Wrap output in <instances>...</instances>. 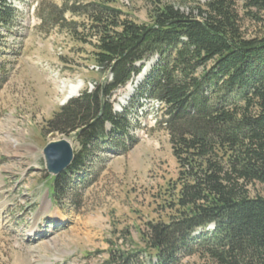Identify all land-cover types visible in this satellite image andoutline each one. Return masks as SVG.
<instances>
[{
	"label": "trees",
	"instance_id": "trees-1",
	"mask_svg": "<svg viewBox=\"0 0 264 264\" xmlns=\"http://www.w3.org/2000/svg\"><path fill=\"white\" fill-rule=\"evenodd\" d=\"M241 1L264 27V0ZM150 2L147 21L113 0H66L50 14L91 46L94 68L111 74L45 122L44 132L73 135L80 146L67 169L47 176L52 196L62 202L73 175L105 147H127L128 121L110 97L154 56L143 85L162 105L178 172L164 218L148 220L141 245L114 251L110 264H137L141 256L142 264H177L192 254L214 264H264V196L249 188L264 185V28L246 37L235 0H207L197 14ZM9 10L0 0V23ZM65 13L79 20L66 22Z\"/></svg>",
	"mask_w": 264,
	"mask_h": 264
},
{
	"label": "rangeland",
	"instance_id": "rangeland-1",
	"mask_svg": "<svg viewBox=\"0 0 264 264\" xmlns=\"http://www.w3.org/2000/svg\"><path fill=\"white\" fill-rule=\"evenodd\" d=\"M64 1L7 0V21L0 23V264L112 263L114 251L141 245L148 220L164 218L163 200L169 198L178 172L161 123L162 105L146 96L144 77L124 105H118L115 95L126 84L110 97L113 111L128 121L123 137L127 147L112 150L109 145L98 152L73 175L63 201L56 202L42 149L61 138L70 141L73 151L80 146L73 135L44 132L45 122L69 100L64 97L70 84H82L73 98L111 79L89 61L90 45L69 35L62 19L52 22L50 14ZM160 1L197 14L207 0ZM235 1L242 33L260 35L262 22L241 0ZM113 4L147 21L152 2ZM64 19L79 20L68 13ZM156 59H151L153 64ZM249 188L251 195L264 196L263 184ZM143 260L141 256L137 264ZM177 264L214 263L192 254Z\"/></svg>",
	"mask_w": 264,
	"mask_h": 264
},
{
	"label": "water",
	"instance_id": "water-1",
	"mask_svg": "<svg viewBox=\"0 0 264 264\" xmlns=\"http://www.w3.org/2000/svg\"><path fill=\"white\" fill-rule=\"evenodd\" d=\"M42 154L46 171L50 175L55 176L67 169L71 164L73 147L67 138H61L48 142L42 149Z\"/></svg>",
	"mask_w": 264,
	"mask_h": 264
},
{
	"label": "bare ground",
	"instance_id": "bare-ground-1",
	"mask_svg": "<svg viewBox=\"0 0 264 264\" xmlns=\"http://www.w3.org/2000/svg\"><path fill=\"white\" fill-rule=\"evenodd\" d=\"M152 65H153L152 60L147 61L145 63V66L142 68L141 72L133 80L128 81L123 88L117 91L115 98H117L119 106H122L126 103L129 97L133 94L135 88L142 81V79L146 76L147 72L150 70ZM81 86L82 84L80 83V81L75 84H70L68 86V92H67V95L64 97V100H67L70 97L76 95L81 89ZM32 230H33V227L30 229V231Z\"/></svg>",
	"mask_w": 264,
	"mask_h": 264
}]
</instances>
